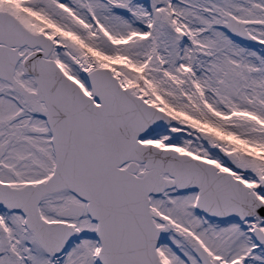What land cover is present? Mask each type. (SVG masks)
<instances>
[{
  "label": "snow or ice",
  "instance_id": "snow-or-ice-1",
  "mask_svg": "<svg viewBox=\"0 0 264 264\" xmlns=\"http://www.w3.org/2000/svg\"><path fill=\"white\" fill-rule=\"evenodd\" d=\"M0 264H264V0H0Z\"/></svg>",
  "mask_w": 264,
  "mask_h": 264
}]
</instances>
